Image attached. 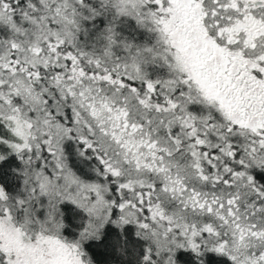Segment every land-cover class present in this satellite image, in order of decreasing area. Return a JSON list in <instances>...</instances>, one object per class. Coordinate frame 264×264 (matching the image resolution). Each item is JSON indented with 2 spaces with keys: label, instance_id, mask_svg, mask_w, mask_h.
<instances>
[{
  "label": "snow or ice",
  "instance_id": "6c2138e0",
  "mask_svg": "<svg viewBox=\"0 0 264 264\" xmlns=\"http://www.w3.org/2000/svg\"><path fill=\"white\" fill-rule=\"evenodd\" d=\"M0 264H264V0H0Z\"/></svg>",
  "mask_w": 264,
  "mask_h": 264
}]
</instances>
